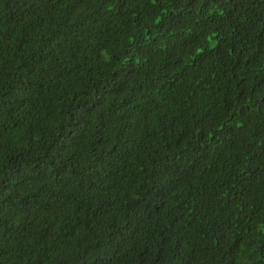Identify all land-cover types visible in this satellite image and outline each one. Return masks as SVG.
<instances>
[{
    "label": "trees",
    "instance_id": "16d2710c",
    "mask_svg": "<svg viewBox=\"0 0 264 264\" xmlns=\"http://www.w3.org/2000/svg\"><path fill=\"white\" fill-rule=\"evenodd\" d=\"M0 264H264V0H0Z\"/></svg>",
    "mask_w": 264,
    "mask_h": 264
}]
</instances>
